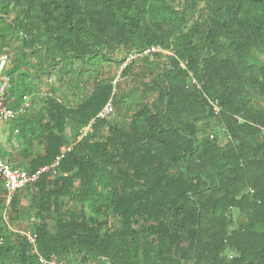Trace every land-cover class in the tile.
<instances>
[{
  "label": "trees",
  "instance_id": "1",
  "mask_svg": "<svg viewBox=\"0 0 264 264\" xmlns=\"http://www.w3.org/2000/svg\"><path fill=\"white\" fill-rule=\"evenodd\" d=\"M0 42L20 44L7 73L16 111L36 96L30 60L51 76L72 62L109 63L118 49L174 55L143 60L154 99L126 127L108 124L111 83L76 109L30 99L35 116L8 124L26 149L43 147L33 173L114 100V115L91 125L55 178L22 191L26 211L22 192L6 206L0 183V264H264V0H0ZM190 73L202 93L187 89ZM24 219L29 228L9 232Z\"/></svg>",
  "mask_w": 264,
  "mask_h": 264
},
{
  "label": "rangeland",
  "instance_id": "2",
  "mask_svg": "<svg viewBox=\"0 0 264 264\" xmlns=\"http://www.w3.org/2000/svg\"><path fill=\"white\" fill-rule=\"evenodd\" d=\"M176 6L180 5L176 4ZM12 18H14V15H12ZM13 43L14 42L8 46L0 48V57L5 54L11 56L9 66L12 64L14 59L18 57L15 50L17 47H20L19 43ZM128 53L129 52L118 49L114 54L107 56L110 61L109 63L99 61L94 66L88 65L86 61L72 62L67 68L68 74H61L60 71L56 70L51 76H48V72L43 74L37 70L35 71L39 61L37 59L30 60L28 61L27 66L28 73L31 72L29 84L32 89H34L33 93L36 94V96L31 99L34 100V102H37L38 100L45 98V95L51 94V99H59L63 104L70 106L72 109H76L80 104L89 98L95 86L101 85L102 83H112L114 81L115 77H117L119 73L120 66ZM159 63L162 62H158V64ZM133 65L134 67H132ZM133 65L131 66V70L123 76L124 81L121 82L115 89L114 99L117 100L115 101L117 102V112L109 121L110 123L108 124L110 126L114 124H118L121 127L128 126L132 119V115L138 110V108L146 105V103H151L154 99L151 91H143L144 88H147V86L148 88H151L149 87L152 81L151 74L146 71V66L143 65V62H138ZM49 79H53L52 86L48 85ZM37 107L40 108V106ZM37 107L31 108L28 115H32L31 117H34L36 113L35 108ZM6 128H8L7 125L0 123V129H4L5 131ZM108 131L109 128L107 127L97 135L96 140L103 141L107 137ZM18 139L20 140L23 138L18 136ZM38 147L39 146L34 145L35 150L38 151L36 154H41L39 156H42L44 154V149L43 147L38 149ZM25 194L26 192L21 193L22 198L19 201L22 211H26V209L31 206L29 203L30 199H28ZM3 215L1 216V219L3 218ZM30 218L34 217L31 216ZM28 221L29 220L24 219L22 224H9L8 226L15 232H21L22 229L30 227ZM51 226L53 227V223L50 224V227ZM226 256L228 260H232L235 257L234 254L230 253H226Z\"/></svg>",
  "mask_w": 264,
  "mask_h": 264
},
{
  "label": "built area",
  "instance_id": "3",
  "mask_svg": "<svg viewBox=\"0 0 264 264\" xmlns=\"http://www.w3.org/2000/svg\"><path fill=\"white\" fill-rule=\"evenodd\" d=\"M161 55L164 57H174L173 53L169 51L163 50L159 46H151L144 50L139 51H130L123 63L120 66L119 73L117 77H115L114 81L112 82V87L114 88L113 95L115 93L116 87L124 81V72L125 70L136 64L138 62H143L146 58H149L151 61L154 60V57ZM10 55H2L0 57V123L4 125H8L14 121H16L21 115L27 112L30 108V97H24L23 105L19 111H14L11 108L6 106V97L7 92L9 89V79L5 76V73L9 66ZM180 68L186 71V63L181 62ZM190 76V85L187 86V89L192 90L193 88L198 92H203L202 84L196 80L193 74H189ZM53 81H49L51 85ZM44 97H52L51 94H47ZM205 100L209 104L212 109V112L215 117L220 116L222 112L218 101L212 100L204 96ZM58 103H62L61 100L55 99ZM114 100L113 98L106 104L103 111L98 114L96 119L92 120L90 125L79 132V137L77 142H75L71 147L65 148L61 151V154L55 158V161L50 166H45L39 168L35 172L31 173L24 169L13 167L8 161L2 159L0 157V183L2 184L3 188L5 189V199H6V206L11 205L14 197L20 192L27 188H32L37 185L42 177L45 175H50L51 178H55L57 174V169L60 166L62 159L65 157L66 154L70 153L73 150V147L80 142L83 138H85L91 132V125L95 123V121H104L107 120L111 115H114ZM239 124H243L244 121L236 117ZM262 133L264 134V128H260ZM28 240L32 243H35V237L31 236L30 233L25 234Z\"/></svg>",
  "mask_w": 264,
  "mask_h": 264
},
{
  "label": "crops",
  "instance_id": "4",
  "mask_svg": "<svg viewBox=\"0 0 264 264\" xmlns=\"http://www.w3.org/2000/svg\"><path fill=\"white\" fill-rule=\"evenodd\" d=\"M12 128L14 127L8 125V128L5 129L6 132L4 129H0V157L14 167L27 170L30 167V162L41 154H36L38 151L35 150L34 146L26 149L22 142L23 139H18V136L23 135L19 130H14L13 133ZM41 148L38 147V149Z\"/></svg>",
  "mask_w": 264,
  "mask_h": 264
},
{
  "label": "clouds",
  "instance_id": "5",
  "mask_svg": "<svg viewBox=\"0 0 264 264\" xmlns=\"http://www.w3.org/2000/svg\"><path fill=\"white\" fill-rule=\"evenodd\" d=\"M11 69V65L10 66H8V69H7V71H6V73H5V76L6 77H8L7 76V73H8V70H10ZM8 79H9V89H8V92H7V97H6V106L8 107V108H11L10 106H8V97H9V90H10V77H8ZM53 81V79H49V81ZM49 81H48V85L49 86H52L53 85V82H52V84L50 85L49 84ZM111 85H112V83H111ZM23 101H24V97H22V104H21V106L20 107H22V105H23ZM31 108V107H30ZM30 108L27 110V112L26 113H24L23 115H21V116H24L25 114H27L28 112H29V110H30ZM12 109V108H11ZM21 109V108H20ZM13 110V109H12ZM14 111H16V110H14ZM15 122V121H14ZM11 124V123H10ZM8 126V125H7ZM88 127V126H87ZM86 128V127H85ZM84 129V128H83ZM82 130V129H81ZM80 130V131H81ZM79 131V132H80ZM79 137V136H78ZM87 137V136H86ZM77 140H78V138L76 139V142H77ZM81 142V141H80ZM80 142H78V143H80ZM75 143V142H74ZM73 143V144H74ZM72 144V145H73ZM71 145V146H72ZM71 146H69V147H71ZM69 147H64V148H61V150H60V152L63 150V149H65V148H69ZM61 154V153H60ZM55 161V160H54ZM47 166H50V165H47ZM43 167H45V166H43ZM40 168H42V167H40ZM27 171V170H26ZM36 186V185H35ZM27 189H29V188H27ZM22 191H20L19 193H21ZM8 230H9V232H11V233H18V232H15V231H13L10 227L8 228Z\"/></svg>",
  "mask_w": 264,
  "mask_h": 264
}]
</instances>
